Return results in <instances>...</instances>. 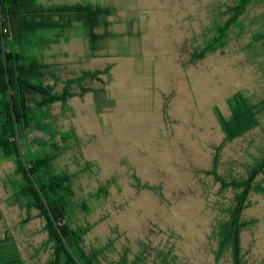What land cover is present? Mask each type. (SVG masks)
Wrapping results in <instances>:
<instances>
[{"label": "rangeland", "instance_id": "374dc122", "mask_svg": "<svg viewBox=\"0 0 264 264\" xmlns=\"http://www.w3.org/2000/svg\"><path fill=\"white\" fill-rule=\"evenodd\" d=\"M238 1L42 0L114 11L107 29L96 30L109 34L97 53L76 29L43 52L61 80L109 68L104 85L86 82L91 91L64 110L52 108L57 126L71 134L55 169L75 175L72 223L56 218L64 228H87L85 251L105 250L98 264L124 253L142 255V264H231L228 252L217 263L215 233L236 192L215 174L227 184L264 159V108L256 127L223 147L216 112L228 118L227 101L238 92L251 105L264 100V0H251L222 48L196 64L191 58ZM255 181L240 218L242 264H264V175ZM20 182L15 164L0 157V239L14 240L24 264H50L44 221L13 200Z\"/></svg>", "mask_w": 264, "mask_h": 264}, {"label": "trees", "instance_id": "16d2710c", "mask_svg": "<svg viewBox=\"0 0 264 264\" xmlns=\"http://www.w3.org/2000/svg\"><path fill=\"white\" fill-rule=\"evenodd\" d=\"M250 2L251 0H239L234 7H230L231 18L223 26L217 27L215 36L203 49L192 55V64L224 46L229 27L236 23ZM0 5V157L12 161L17 174L21 175V182L12 190L13 200L25 209L26 213L35 210L43 219L47 231L46 244H52L50 264H75L60 240L19 158L5 69L12 91L19 138L30 172L43 192L74 254L82 264H98L105 250L97 249L91 253L85 251L83 239L88 232L87 228L72 225L64 228L56 218L57 213H62L72 223L71 209L75 206L72 182L75 175L65 171L58 172L55 169L56 161L68 148L67 142L71 140V134L57 126V117L53 115L52 108L59 104L64 110L71 98L82 97L91 91L85 87L86 82L94 80L104 85L102 77L108 75L109 68L104 72H82L78 77L61 80L54 65L44 61L43 52L48 45L70 38L71 36L66 37L65 33L76 29L75 36L79 35L85 39L91 53H97L100 50L99 43L109 34L100 35L96 30L107 29V19L114 11L110 7L89 2L45 4L42 0H0ZM2 40L6 52V65L3 61ZM59 84H62L63 88L58 91ZM244 97L238 92L228 99L230 110L228 118L216 112L218 124L224 134L222 147L258 124L257 117L260 109L264 108V100L251 105ZM218 159L219 154L215 153L214 172L218 169ZM260 175H264V159L251 167L245 177L227 184L215 174L222 188L230 187L236 192L232 209L227 213L226 219L219 222L216 229L217 263L220 255L228 252L231 255V264H242L239 242L240 218L246 208L248 194ZM81 208L83 210L84 205ZM142 263V255L137 254L131 260L124 253L112 264ZM0 264H24L14 240L7 234L0 239ZM159 264H166V259H162Z\"/></svg>", "mask_w": 264, "mask_h": 264}, {"label": "water", "instance_id": "95a60500", "mask_svg": "<svg viewBox=\"0 0 264 264\" xmlns=\"http://www.w3.org/2000/svg\"><path fill=\"white\" fill-rule=\"evenodd\" d=\"M0 27H1V5H0ZM2 51H3V61H4V65H6V52H5V46H4V40H2ZM6 71V82L8 85V93H9V99H10V106H11V115H12V121H13V131H14V136H15V143H16V147H17V151H18V155L19 158L21 160L22 166L26 171V174L28 176V178L30 179L32 185L34 186L35 190L37 191L47 213L48 216L52 222V224L55 227V230L60 238V240L62 241L64 247L66 248L67 252L69 253V255L71 256V258L73 259V261L75 262V264H82L80 262V260L77 258V256L74 254V252L72 251L71 247L69 246L68 242L65 239V236L63 235L60 227L58 226L56 219L51 211V208L49 206V204L47 203L43 192L41 191V189L39 188L37 182L35 181L33 175L30 172V169L28 167V164L26 162L25 156H24V152L22 149V145H21V141L19 138V131H18V123H17V118H16V114H15V110H14V104H13V99H12V91H11V87H10V83H9V77L7 74V69H5Z\"/></svg>", "mask_w": 264, "mask_h": 264}, {"label": "flooded vegetation", "instance_id": "af4514ba", "mask_svg": "<svg viewBox=\"0 0 264 264\" xmlns=\"http://www.w3.org/2000/svg\"><path fill=\"white\" fill-rule=\"evenodd\" d=\"M43 220V219H42Z\"/></svg>", "mask_w": 264, "mask_h": 264}]
</instances>
